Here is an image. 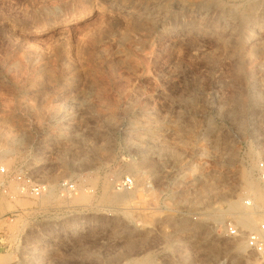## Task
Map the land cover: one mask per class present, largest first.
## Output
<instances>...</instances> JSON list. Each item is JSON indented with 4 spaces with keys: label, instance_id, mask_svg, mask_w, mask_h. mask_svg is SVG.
I'll return each mask as SVG.
<instances>
[{
    "label": "rangeland",
    "instance_id": "1",
    "mask_svg": "<svg viewBox=\"0 0 264 264\" xmlns=\"http://www.w3.org/2000/svg\"><path fill=\"white\" fill-rule=\"evenodd\" d=\"M252 5L0 0V264H264L245 237L264 222Z\"/></svg>",
    "mask_w": 264,
    "mask_h": 264
},
{
    "label": "bare ground",
    "instance_id": "2",
    "mask_svg": "<svg viewBox=\"0 0 264 264\" xmlns=\"http://www.w3.org/2000/svg\"><path fill=\"white\" fill-rule=\"evenodd\" d=\"M263 8L261 6H258V5H252V6H250L248 8L247 12H245L244 14H241L240 16H241V18L243 20H245L248 23H251L253 25L254 24H261V23L264 22V9ZM225 12H226L225 15L228 16L229 19L235 18V16L237 15L236 9L233 8V7L226 9ZM134 14H136L135 17L138 18V19L143 18V14L140 13V12L139 13L136 12ZM263 27H264V25L257 26L258 32H260L263 29ZM170 151L174 153L175 149L171 148ZM130 168H132V167H130ZM243 187L246 188L247 186L244 185ZM234 205H236V204H234ZM239 222H240L241 226L251 228V226H254V224L256 222V218H255L254 214L244 215V216H242V219ZM262 223H264V222H262ZM258 227H259V225L257 227H255L254 229H252V230H256V229H258ZM244 247H245V245H243V243H241V242L234 245L235 249L245 250ZM246 247H247V249H246V254L247 255L248 254L255 255V254H253L254 253L253 251H249L247 243H246ZM149 257H150V254H143L140 257L132 256L130 258L129 262L131 264H149V263H153L152 260L149 259ZM255 257L257 258L256 255H255ZM257 259H259L262 263H264L263 259H260V258H257ZM167 262L168 261H165V264H177L176 261L174 263H167ZM252 264H258V262L256 260H254L252 262Z\"/></svg>",
    "mask_w": 264,
    "mask_h": 264
},
{
    "label": "built area",
    "instance_id": "3",
    "mask_svg": "<svg viewBox=\"0 0 264 264\" xmlns=\"http://www.w3.org/2000/svg\"><path fill=\"white\" fill-rule=\"evenodd\" d=\"M5 169H2V172H4ZM256 176L257 178L264 183V161H261L257 164L256 167ZM124 185L130 184L131 180H126L123 182ZM62 189L71 191L73 190V185L68 183H62L61 184ZM31 192L38 195L40 193L39 187H32ZM227 232L232 235L234 238H238L241 236L243 231L237 227L236 225L229 224L227 227ZM246 237V243L248 246L249 251H253L257 258L264 260V223L259 224L258 229L251 230L245 233Z\"/></svg>",
    "mask_w": 264,
    "mask_h": 264
}]
</instances>
